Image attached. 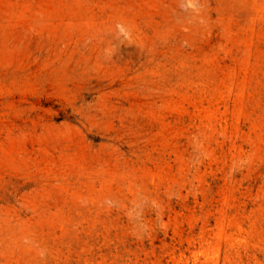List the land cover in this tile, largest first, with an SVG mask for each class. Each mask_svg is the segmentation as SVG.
<instances>
[{
  "label": "rangeland",
  "instance_id": "obj_1",
  "mask_svg": "<svg viewBox=\"0 0 264 264\" xmlns=\"http://www.w3.org/2000/svg\"><path fill=\"white\" fill-rule=\"evenodd\" d=\"M0 264H264V0H0Z\"/></svg>",
  "mask_w": 264,
  "mask_h": 264
}]
</instances>
